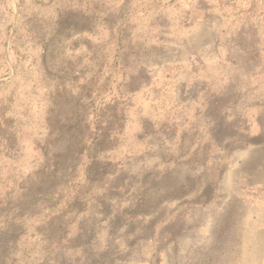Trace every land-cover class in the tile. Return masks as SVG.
Instances as JSON below:
<instances>
[{
    "label": "rangeland",
    "instance_id": "obj_1",
    "mask_svg": "<svg viewBox=\"0 0 264 264\" xmlns=\"http://www.w3.org/2000/svg\"><path fill=\"white\" fill-rule=\"evenodd\" d=\"M183 5L215 8L221 64L264 82V0H0V264H238L264 247L257 194L206 157L179 172V110L203 132L242 126L226 122L240 96L179 84Z\"/></svg>",
    "mask_w": 264,
    "mask_h": 264
},
{
    "label": "crops",
    "instance_id": "obj_2",
    "mask_svg": "<svg viewBox=\"0 0 264 264\" xmlns=\"http://www.w3.org/2000/svg\"><path fill=\"white\" fill-rule=\"evenodd\" d=\"M214 9H202L196 5L179 7V28L184 30L179 35V84H183L185 91L194 89L196 84H203L211 95L240 96L238 103L230 105L237 114L226 115V122L234 125L237 115L242 126L235 125L230 135L226 132L223 136L212 133L214 126L203 132L201 127L204 124H200V120L179 110V172L189 173L183 169L187 158L197 159V166L191 173H200V169L209 166L210 162L198 164L201 157L211 161L212 166L208 168L223 167L227 189L243 201L244 197L254 194L260 197L262 208H250V211L253 218L260 216L264 225V82H252L258 73L231 70L221 64L228 54L225 47L233 38L222 34L208 17L209 11ZM208 121L207 126L211 125ZM187 149L191 151L190 157L186 154ZM245 203L252 207L250 202ZM251 228H247L246 237L252 236ZM241 252L243 258L238 264H258L251 255H264V247L248 243Z\"/></svg>",
    "mask_w": 264,
    "mask_h": 264
}]
</instances>
